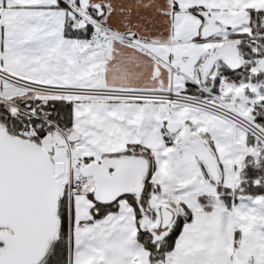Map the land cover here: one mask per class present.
Wrapping results in <instances>:
<instances>
[{
    "label": "snow or ice",
    "instance_id": "snow-or-ice-1",
    "mask_svg": "<svg viewBox=\"0 0 264 264\" xmlns=\"http://www.w3.org/2000/svg\"><path fill=\"white\" fill-rule=\"evenodd\" d=\"M0 264H264V0H0Z\"/></svg>",
    "mask_w": 264,
    "mask_h": 264
}]
</instances>
